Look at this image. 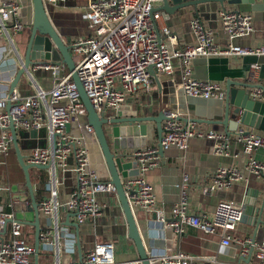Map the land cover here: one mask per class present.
Here are the masks:
<instances>
[{
	"label": "built area",
	"instance_id": "obj_1",
	"mask_svg": "<svg viewBox=\"0 0 264 264\" xmlns=\"http://www.w3.org/2000/svg\"><path fill=\"white\" fill-rule=\"evenodd\" d=\"M60 0H43L45 6L57 4ZM157 0H89L82 18L87 22L88 32L68 40L70 54L76 72L89 101L100 115H119L121 103L127 93L140 86L149 88L150 67L158 73H171V59L179 60L182 79L180 86L190 96L223 98L224 90L219 82L204 81L192 76L191 61L196 56L264 54V43L258 46H243L234 39L249 35L253 29V15L241 10L221 9L222 28L229 38L226 46L214 44L211 32L198 17L190 20L196 35L194 43L171 48L175 36L166 27L157 28L153 7ZM22 4L19 0H0V39L8 41L23 27ZM9 23V24H8ZM5 48V46H4ZM36 67L52 71V85L48 90L37 88L28 96H20L14 90L10 95H0V160L8 155L12 145L9 125L15 129L45 130L48 145L32 147L24 156L26 163L48 165V178L44 193L38 200V213L42 219L39 243L44 251L53 253L50 264H141L140 259L127 262L115 260V244L112 240L96 241L80 260L72 257L75 239L71 232L60 225V214L72 213L77 224L88 219H99L105 205L98 201L99 194L115 196L113 184L101 178L91 165L85 143L96 140L94 128L82 123L86 115L71 72H65L61 60H47ZM258 65L253 64L249 81L257 78ZM251 94L264 101L260 88H253ZM163 131L160 146H175L186 149L192 137L206 136L215 140V152L221 153L229 140L212 129L201 130L195 121L186 120L175 111H164ZM66 125H69L66 130ZM103 124L105 134L107 129ZM235 138L242 144L246 156L245 167L256 175L264 174V163L253 156L254 149L264 147V135L243 128L236 130ZM136 161L138 174L122 178V186L131 207H137L151 214L150 223L164 230L180 234L187 225L204 232L216 234L222 245H232L240 257L250 256V264H264V241L254 235L237 230V224L244 213V205L227 198H219L211 215L191 211L188 203L187 175L181 183V196L166 216L157 205L153 186L145 177L148 169L158 164L160 154L157 144L141 146L131 151ZM59 169V175H58ZM72 173L73 184L67 197L59 200L58 187L63 182L64 172ZM243 168L219 166L213 173L212 182L203 190L208 193L220 191L234 180L242 178ZM9 184L0 183V192L10 191ZM11 200L8 206H12ZM30 206V202H27ZM264 228V227H263ZM68 255L66 263L60 262V253ZM151 264H225L215 257L198 256L182 250L157 252L154 246L146 248ZM35 249L29 241L26 225L15 212L0 205V264H34Z\"/></svg>",
	"mask_w": 264,
	"mask_h": 264
},
{
	"label": "crops",
	"instance_id": "obj_2",
	"mask_svg": "<svg viewBox=\"0 0 264 264\" xmlns=\"http://www.w3.org/2000/svg\"><path fill=\"white\" fill-rule=\"evenodd\" d=\"M19 1L23 5L21 10L23 27L13 38V46L10 48L7 40L0 39V95L9 94L10 83L18 69L22 67L25 45L33 21L32 0ZM256 1L260 2L261 0ZM88 2L89 0H67L62 4L47 6V13L51 22L67 42L70 38L88 32L87 22L82 18ZM177 2V0H167L169 12L162 9L163 0H157L153 7L155 24L159 31H161V27H166L175 36L174 41L170 44L171 48L194 43L196 35L190 26V20L194 17H198L203 26L210 30L215 45L226 46L229 38L222 28L220 17V10L223 8L250 12L253 15L251 33L245 37L234 39L235 43L243 46H258L264 43V7L253 10L248 3L228 4L224 2L215 7L201 4L200 14L191 6L175 9ZM171 62L173 65L171 73H158L150 67L149 88L140 86L134 92L127 93L121 103L119 116H146L151 118L146 123L150 125L152 137L146 140L145 147L157 144L158 134L154 119L159 118L160 114L163 115L166 110L177 112L184 121L198 119L195 122L201 130L212 129L223 135H228L229 140L221 153L215 152V140L206 136L190 138L186 149H178L173 146L165 148L163 155H160L158 164L145 173V177L153 186L158 207L163 210L167 217L170 216L172 206L180 199L182 178L186 174L188 203L191 211L211 215L219 198H227L243 204L244 213L237 224V230L246 235H254L257 240L264 241V174L256 175L245 167L246 156L242 144L234 136L239 128L264 135V128H256L242 123L236 125L235 118L230 113L224 115L221 110L211 112L207 109L210 104L218 102H220V106H224L223 100L228 77L233 81L259 85L264 94V54L242 56L213 54L196 56L192 59L190 67L194 78L220 83L224 90V96L220 98V101L216 97L185 94L180 86L182 73L179 60L174 57ZM64 64V71L70 72L67 64ZM253 64H257L259 67L257 78L255 81H249L248 75ZM52 78V71L32 65L19 76L14 91L24 97L33 94L37 88L48 90L52 85ZM231 87L237 86L231 85ZM163 122L164 119L161 120V126H163ZM17 139L18 144L22 143L27 146L21 149L24 156L32 148L31 145L35 147L48 145V139L43 129L34 131L17 129ZM85 145L91 165L99 172L103 180L109 181L110 172L105 165L97 140H90ZM8 155L0 160L1 171ZM253 156L264 163V147L254 149ZM9 165L15 168L13 162H10ZM219 166L243 168L242 178L234 180L220 191L205 192L203 188L212 182L213 173ZM37 170L38 168L33 167L31 173L34 193L38 189L41 191L40 193H44L46 181L40 180V173ZM43 170H46L45 173L48 174L47 169ZM62 176L63 182L58 187L59 198H66L74 177L72 173L70 176L68 171H65ZM0 183L4 184L2 181ZM8 184L10 186V183ZM20 190L15 196H12L11 189L6 193L0 192V205L6 210L12 209L16 217V210L22 211V216L17 218L25 223L28 239L34 245V226L31 223L34 219V211L28 191H25V188H20ZM97 198L100 203L105 205L103 215L99 219H88L84 224H77L78 227H75L74 223L76 222L72 213L60 214V225L67 228L75 239L74 252H72L73 259L80 260L96 241L105 239L114 241L115 260L117 262L139 259L135 243L127 234L126 219L117 195L99 194ZM9 200L12 201V206H8ZM36 200L38 202L39 198ZM28 201L30 206L27 205ZM133 211L145 249L154 246L157 252L182 250L201 257H215L225 264H250L253 262L252 258L239 260L240 255L235 247L222 245L216 234L204 232L190 225H187L180 234L173 233L160 228L158 225H152L149 221L152 213L149 214L137 207H134ZM258 219L260 220L259 223H257ZM41 223L42 219H40V227ZM67 259L68 255L61 251L60 262L66 263ZM35 260L37 264L52 263V250L44 251L39 245ZM195 264H200V262Z\"/></svg>",
	"mask_w": 264,
	"mask_h": 264
},
{
	"label": "water",
	"instance_id": "obj_3",
	"mask_svg": "<svg viewBox=\"0 0 264 264\" xmlns=\"http://www.w3.org/2000/svg\"><path fill=\"white\" fill-rule=\"evenodd\" d=\"M66 1L67 0H64L61 2V4L65 3ZM177 1L178 2L175 5V9L191 6L196 12H199L200 14L201 12L199 10H201V4H206L207 6L213 5L215 7L217 4H223L224 2H227L228 4L248 3L253 10H258L264 7V0H261L260 2L256 0ZM163 5L164 6L162 9L169 12L170 10L167 9V0H163ZM32 6L33 21L30 35L25 45L24 59L22 67L18 69L13 81L10 83L7 106L9 107L11 105L10 95L17 84L19 76L26 72L30 66L42 63L47 60H61L67 64L71 72V78L76 83L80 97L86 109V115L81 118V122H86L92 125L94 128V134L97 143L100 147L105 165L110 172L111 178L109 182L115 187L116 195L126 219L127 234L131 239H133L135 243L141 264H151L143 244L141 232L139 231L137 221L134 216L133 208L128 202L124 188L122 186V178L137 175L139 173L138 167L136 166V161L131 154V150L133 148L144 146L146 140L152 137L150 125L146 123V121L151 120V118L146 116L128 117L119 115L110 117L105 116L103 113L98 115L93 109L89 98L83 89L76 72L74 71V63L70 54V46L68 42L63 39V37H61L60 33L56 30L55 26L51 22L47 13V6H45L43 0H32ZM231 85H235L237 87L234 88L231 87ZM256 87L262 88L259 85L244 81H233L228 77L226 81L225 97L223 100L224 106H220V102H218L210 104L207 109L211 112H218L221 110L224 115L230 113V115L235 118L236 125L238 123H242L244 125H250L256 128H264V101L251 95V90ZM218 101H220V98ZM164 118V114H160L159 118L154 119L156 121L158 134L157 146L160 155H163L165 150V148L160 146L159 143L161 133L163 131L161 120ZM195 121H198V119ZM103 124L108 126L107 134L104 132ZM68 128L69 125H66V130H68ZM9 129L11 131L13 149L15 151L17 162L23 172L24 185L27 188L31 206L34 211V219L31 223L34 226V249L36 259L40 245L39 232L41 227L38 213V202L35 197L31 180V169L33 167L38 169H46L48 165H32L26 163L21 149L27 146L23 145L22 143L18 144L17 130L15 129L12 122L9 125ZM31 146L35 147L34 145ZM259 222L260 220L258 219L257 223ZM74 226L78 227L77 223H74ZM249 258L250 256L240 257L239 260H249ZM34 264H37L36 260L34 261Z\"/></svg>",
	"mask_w": 264,
	"mask_h": 264
},
{
	"label": "trees",
	"instance_id": "obj_4",
	"mask_svg": "<svg viewBox=\"0 0 264 264\" xmlns=\"http://www.w3.org/2000/svg\"><path fill=\"white\" fill-rule=\"evenodd\" d=\"M4 161H5V164L2 166V171L0 170V181L5 182L6 184L10 183L11 181H18L24 184L23 172L16 160V155H15L13 147H11L9 151V155ZM10 162H13L15 168L9 165ZM45 171L46 170H43V169L37 170V172L40 173L39 174L40 180L43 182H45L48 178V174L45 173ZM25 190H27L26 187H25ZM40 192L41 191L39 189L35 192L36 199L40 198L44 193H46V191L44 193H40Z\"/></svg>",
	"mask_w": 264,
	"mask_h": 264
},
{
	"label": "rangeland",
	"instance_id": "obj_5",
	"mask_svg": "<svg viewBox=\"0 0 264 264\" xmlns=\"http://www.w3.org/2000/svg\"><path fill=\"white\" fill-rule=\"evenodd\" d=\"M63 1L64 0H60L59 1L60 3L59 2L58 3L61 4V2H63ZM106 128H108V127H106ZM31 173H32V170H31ZM58 175H59V169H58ZM31 179H32V177H31ZM4 184H6V183L4 182ZM10 186H11L10 188H11L12 196H15L16 193H19L21 191L20 188H22V189L25 188L24 184L22 182H18V181H11ZM64 199L65 198H59L60 201H63ZM16 214H17V217H21L22 211L16 210ZM105 240H107V239H105Z\"/></svg>",
	"mask_w": 264,
	"mask_h": 264
}]
</instances>
